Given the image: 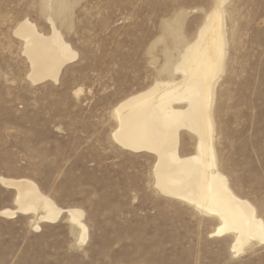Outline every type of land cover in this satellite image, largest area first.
<instances>
[{
	"label": "rangeland",
	"instance_id": "374dc122",
	"mask_svg": "<svg viewBox=\"0 0 264 264\" xmlns=\"http://www.w3.org/2000/svg\"><path fill=\"white\" fill-rule=\"evenodd\" d=\"M65 3L54 20L77 58L57 82L34 84L14 30L27 18L48 33L51 2L0 0V178H28L59 207L82 209L87 237L79 242L64 214L38 229L30 214H2L16 205L0 181V264H264V243L232 253L231 236H211L213 218L158 193L154 155L111 137L115 104L164 74L167 25L193 38L214 0ZM226 27L214 111L219 167L264 220V0H227ZM182 141L192 152L194 139Z\"/></svg>",
	"mask_w": 264,
	"mask_h": 264
},
{
	"label": "bare ground",
	"instance_id": "6f19581e",
	"mask_svg": "<svg viewBox=\"0 0 264 264\" xmlns=\"http://www.w3.org/2000/svg\"><path fill=\"white\" fill-rule=\"evenodd\" d=\"M226 1L214 0L191 40L177 27L167 25L165 37L170 38V44L161 40L167 61L160 71L165 76L115 104L111 137L125 150L154 155L151 176L158 193L213 218L216 224L211 236H231L229 249L240 255L264 243V220L249 199L235 192L219 167L214 111L229 45ZM50 2L48 33L27 18L14 30L23 42V53L30 65L27 77L34 84L57 82L63 68L77 58V51L54 20V16L59 18L65 13V0ZM183 134L194 139L190 153L183 151ZM0 181L15 190L16 205L13 210L3 209L2 214H30L35 229L40 222L52 223L64 214L77 231L79 242L86 240L88 228L82 209L59 207L28 178L1 177Z\"/></svg>",
	"mask_w": 264,
	"mask_h": 264
}]
</instances>
